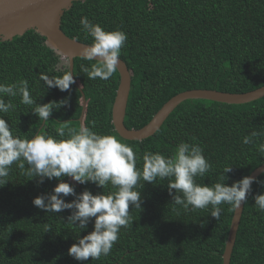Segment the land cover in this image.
I'll return each mask as SVG.
<instances>
[{
  "label": "trees",
  "instance_id": "obj_1",
  "mask_svg": "<svg viewBox=\"0 0 264 264\" xmlns=\"http://www.w3.org/2000/svg\"><path fill=\"white\" fill-rule=\"evenodd\" d=\"M81 16L107 31L119 29L127 35L120 59L131 73L124 118L128 129L142 128L170 98L187 90L245 93L264 86V0L73 2L62 16L61 30L67 37L89 45L92 38L81 30ZM93 63L74 59V79L86 100L82 124L100 134H115L131 146L139 157L138 168H142L144 152L172 156L181 141L199 143L212 164L209 173L196 177L197 183L219 182L228 165L232 171L225 174L224 183L230 186L264 164V153L257 151L255 144L242 142L252 131L264 132V98L241 105L186 100L153 136L142 141L125 140L111 123L118 72L107 81L89 79L80 65L90 68ZM67 71V61L61 60L33 30L11 41H0V83L26 79L37 104L68 99V106L54 110L45 123L32 112L33 106L20 103L19 96H5L16 107L0 115L22 139L37 133L55 136L61 126L66 133L79 130V89L73 83L69 90L60 91L40 79L41 75L59 77ZM260 142L264 137L258 139ZM63 179L74 185L77 194L85 189L94 195L115 191L110 184L101 189L91 182L81 185L69 177ZM256 179L264 181V175ZM7 180L0 186V264H222L234 209L222 204L217 220L210 215L211 206L186 211L172 205L168 179L144 182L141 209L129 208L132 224L121 228L109 255L88 261L75 260L67 250L77 236L92 231L93 221L78 233L67 223L70 210L48 213L32 203L35 197L51 193L57 180L45 178L39 183V177L26 176L15 163ZM251 187L230 264H264V212L253 199L264 192V186L253 183ZM64 199L71 202L74 197Z\"/></svg>",
  "mask_w": 264,
  "mask_h": 264
},
{
  "label": "clouds",
  "instance_id": "obj_2",
  "mask_svg": "<svg viewBox=\"0 0 264 264\" xmlns=\"http://www.w3.org/2000/svg\"><path fill=\"white\" fill-rule=\"evenodd\" d=\"M79 23L81 30L92 38V42L82 50V59L95 61L90 68L81 64L80 70L87 73L89 79L107 81L118 69L127 35L119 29L107 31L86 16H81ZM40 79L44 85L60 91L69 90L75 83L71 71L59 77L41 75ZM5 96H19L20 103L33 106L32 112L45 123L54 110L68 106L67 98L37 104L26 79L0 83V114L14 111L16 107L11 99L6 101ZM92 126H95V122H92ZM261 137H264V132L252 131L243 137L242 142L255 144L257 151L264 153V142L258 143ZM138 159L133 148L122 143L115 134H100L84 124L78 131L69 129L66 133L65 126H61L56 129L55 136L37 133L31 138L22 139L0 115V186L8 182L7 177L14 163L26 176L39 177V183H43L45 178L56 179L52 192L35 197L32 203L48 213L70 210L67 223L77 228L78 233L87 228L90 220L93 221L92 231L82 237L77 236L76 242L67 250L68 255L77 261H88L89 258L99 260L101 256L110 254L121 228L132 224L130 206L141 209L140 189L144 182L152 184L157 179H168L172 205L186 211L211 206L210 215L217 220L222 204L237 209L247 203L253 183L264 186V181L254 176H244L230 186L226 185L225 174L232 171V166L228 165L224 166L219 182L213 185L197 183L196 177H204L212 170V164L204 156L199 143L181 141L172 156L146 151L142 156V168L137 167ZM261 175H264V171ZM64 177L81 185L91 182L101 189L110 184L115 191H102L94 195L85 189L77 194L74 185L65 182ZM68 196L74 199L65 202L64 197ZM253 199L256 207L264 212V192L256 194ZM50 230L46 229L45 232Z\"/></svg>",
  "mask_w": 264,
  "mask_h": 264
},
{
  "label": "water",
  "instance_id": "obj_3",
  "mask_svg": "<svg viewBox=\"0 0 264 264\" xmlns=\"http://www.w3.org/2000/svg\"><path fill=\"white\" fill-rule=\"evenodd\" d=\"M85 0H0V41H11L33 30L45 39V45L66 60L68 69L73 73L74 59L82 58V50L87 44L67 37L61 30V19L73 2ZM119 83L111 109V123L116 133L125 140L142 141L153 136L168 116L186 100H209L225 104L241 105L264 98V86L245 93H228L216 90H187L170 98L140 129H128L124 118L131 89V73L125 62L120 59L117 65ZM74 85L81 92L82 110L78 119L82 125L86 100L79 85ZM264 171V164L251 172L249 176L258 178ZM244 205L234 209L229 232L222 254V264H230L237 230Z\"/></svg>",
  "mask_w": 264,
  "mask_h": 264
},
{
  "label": "rangeland",
  "instance_id": "obj_4",
  "mask_svg": "<svg viewBox=\"0 0 264 264\" xmlns=\"http://www.w3.org/2000/svg\"><path fill=\"white\" fill-rule=\"evenodd\" d=\"M63 61H65V60H63Z\"/></svg>",
  "mask_w": 264,
  "mask_h": 264
}]
</instances>
